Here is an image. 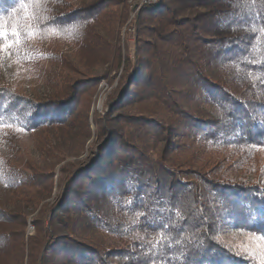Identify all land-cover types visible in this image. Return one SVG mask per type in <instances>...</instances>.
Segmentation results:
<instances>
[{
  "label": "trees",
  "instance_id": "obj_1",
  "mask_svg": "<svg viewBox=\"0 0 264 264\" xmlns=\"http://www.w3.org/2000/svg\"><path fill=\"white\" fill-rule=\"evenodd\" d=\"M0 24V69L47 92L0 79V264H264L226 240L264 238V0H0Z\"/></svg>",
  "mask_w": 264,
  "mask_h": 264
},
{
  "label": "rangeland",
  "instance_id": "obj_2",
  "mask_svg": "<svg viewBox=\"0 0 264 264\" xmlns=\"http://www.w3.org/2000/svg\"><path fill=\"white\" fill-rule=\"evenodd\" d=\"M156 2V0H142V3H152ZM137 13L134 12L131 15L130 21L136 18ZM125 31L123 30L122 37L125 36ZM130 43L134 41L132 35L128 36ZM131 56H134V48L131 50ZM0 79L8 82L10 85L14 86L18 90L26 93L29 96L34 97L36 94L43 95L47 93L37 85L32 79L28 77V75L22 71V68L18 66L13 60H6L5 66L0 69ZM117 86V82L114 85L110 86L108 82L103 81L97 95L95 97V101L92 106V129L95 130L96 124L94 121L97 122L99 118L104 116L106 113V101L108 95L113 90L114 87ZM87 155V154H86ZM85 155V156H86ZM84 156V157H85ZM35 228L32 224L29 225L28 233L29 235L33 234ZM226 240L230 242L235 247L243 250L248 251L249 254H254L257 257H260L264 261V238H259L254 235H250L248 233L243 232H229L226 233Z\"/></svg>",
  "mask_w": 264,
  "mask_h": 264
},
{
  "label": "snow or ice",
  "instance_id": "obj_3",
  "mask_svg": "<svg viewBox=\"0 0 264 264\" xmlns=\"http://www.w3.org/2000/svg\"><path fill=\"white\" fill-rule=\"evenodd\" d=\"M12 35L16 36L17 33L13 32ZM8 36H9V32L7 28L5 27V25L0 24V41L6 40ZM11 47H12L11 44H7V43L0 44V53H4L8 51V49H10Z\"/></svg>",
  "mask_w": 264,
  "mask_h": 264
},
{
  "label": "built area",
  "instance_id": "obj_4",
  "mask_svg": "<svg viewBox=\"0 0 264 264\" xmlns=\"http://www.w3.org/2000/svg\"><path fill=\"white\" fill-rule=\"evenodd\" d=\"M152 0H150V2H151Z\"/></svg>",
  "mask_w": 264,
  "mask_h": 264
}]
</instances>
